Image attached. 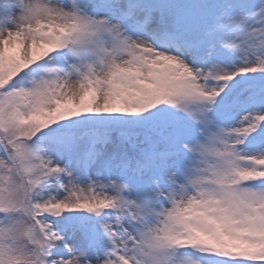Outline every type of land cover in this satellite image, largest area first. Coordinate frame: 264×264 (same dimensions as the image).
Segmentation results:
<instances>
[{"label":"snow or ice","instance_id":"obj_1","mask_svg":"<svg viewBox=\"0 0 264 264\" xmlns=\"http://www.w3.org/2000/svg\"><path fill=\"white\" fill-rule=\"evenodd\" d=\"M0 264H264V0H0Z\"/></svg>","mask_w":264,"mask_h":264}]
</instances>
